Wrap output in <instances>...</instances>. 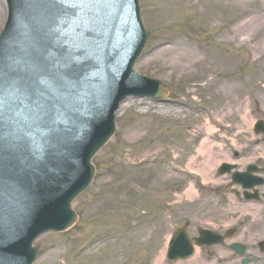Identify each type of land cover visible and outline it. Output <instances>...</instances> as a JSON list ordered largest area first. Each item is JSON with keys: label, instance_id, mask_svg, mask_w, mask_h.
<instances>
[{"label": "rangeland", "instance_id": "rangeland-1", "mask_svg": "<svg viewBox=\"0 0 264 264\" xmlns=\"http://www.w3.org/2000/svg\"><path fill=\"white\" fill-rule=\"evenodd\" d=\"M140 7L149 38L135 69L168 91L121 102L116 132L93 157L94 180L72 203L78 220L64 232L40 235L34 264H176L165 252L181 216L215 229L234 226L236 217L193 187L181 197L180 171H192L213 190L226 151L247 155L242 166H264V139L253 129L264 118V28L250 39L249 29L239 30L248 9L264 14V0H140ZM209 150L217 154L211 161ZM254 207L241 215L238 239L248 256H259L249 264H264V235L253 241L249 232L264 226V204ZM217 248L198 249L195 261L178 264L228 263L230 250L208 256Z\"/></svg>", "mask_w": 264, "mask_h": 264}, {"label": "water", "instance_id": "water-1", "mask_svg": "<svg viewBox=\"0 0 264 264\" xmlns=\"http://www.w3.org/2000/svg\"><path fill=\"white\" fill-rule=\"evenodd\" d=\"M9 1L15 11L24 14L25 22L37 24L38 34L32 40L27 39L26 30L21 32L10 47L12 54L21 51V44L27 40L26 50L31 51L18 61L13 55L3 58L2 48L10 43L0 40V73L5 85L0 90V119L7 116L11 125L2 133L16 136L7 146L0 144V264H32L37 254L33 242L39 235L66 230L77 220L71 202L93 179L91 159L115 131L119 102L132 93L158 96L166 89L159 80L141 77L132 69L147 38L137 0H122L118 19L108 20L101 33L85 32L91 40L84 44L86 51L80 49V35L73 34L70 24L64 25L56 0H39L37 4L43 6L35 21L31 0ZM72 2L67 0L64 6ZM124 18L128 20L125 23ZM124 52L129 53V59ZM70 62H75L76 68L68 73L66 65ZM59 76L64 78L63 85L56 83ZM19 77L44 93L43 118H37L38 110L32 104L14 115L9 113L11 102L22 95ZM258 125L259 130L264 129L263 121ZM230 168L225 164L223 171ZM236 175L245 187L253 185L249 174ZM210 235L206 231L198 245L212 243ZM186 236L183 228L175 230L170 259L192 253ZM233 246L244 253L240 244Z\"/></svg>", "mask_w": 264, "mask_h": 264}, {"label": "snow or ice", "instance_id": "snow-or-ice-1", "mask_svg": "<svg viewBox=\"0 0 264 264\" xmlns=\"http://www.w3.org/2000/svg\"><path fill=\"white\" fill-rule=\"evenodd\" d=\"M62 8L63 23L65 26H72L73 34H79L82 40L80 49L86 48L84 44L91 42L90 37L85 35V32L92 31L101 33L102 28L107 26L108 20L118 19L119 12L122 9V0H73L69 7L64 5L67 0H56ZM100 29L101 31H98ZM67 72L71 73L75 70V62H70L66 65ZM16 77L15 72L12 73ZM23 83L22 95L17 97L9 105V113L14 115L20 108H25L27 104L34 105L37 111V118H43L45 105L42 101L45 99L44 93L34 87L27 79L19 77ZM58 85L65 83L62 76L55 78ZM3 75L0 73V90L3 89Z\"/></svg>", "mask_w": 264, "mask_h": 264}, {"label": "bare ground", "instance_id": "bare-ground-1", "mask_svg": "<svg viewBox=\"0 0 264 264\" xmlns=\"http://www.w3.org/2000/svg\"><path fill=\"white\" fill-rule=\"evenodd\" d=\"M241 1H244V0H241ZM246 1H248L249 3L252 4V3H257L258 0H246ZM248 14H249V18L246 17L247 19H243L241 21V23H239V26L241 25V27H239V30L243 29L245 31V30L249 29L248 39L253 38V37L257 38V35L259 33H261L263 28H264V14H262L259 9H248ZM7 16H8V8H7V6L4 7L0 3V25H4V23H5L6 19H7ZM234 36H236V35H234ZM188 61L192 62V59H188ZM207 154H208V157H209V159H208L209 161H211L213 158H215L217 156V154L214 152V150H209L207 152ZM206 165L207 164H205V166ZM207 171H208V167H207V169L204 170V172L206 174H208ZM185 194H187V196L190 197L189 190L185 191V193L183 195H185ZM53 202H56V201H53ZM246 207H254V205L250 204V205H246V206H237V207L232 208L229 212L232 213V214H238V213L239 214H244L246 211H248V210H245ZM254 208H256V207H254ZM257 213H258V211H255V214H257ZM259 220H263V219L259 218ZM249 232H251L252 239H253V241H255L256 239L260 238L261 235H264V226H261V225L257 224V226H254L252 228V230H250ZM169 239H170V237H169ZM222 258L226 259V257H222ZM195 259H196V256H194V258L189 259V260L190 261H195ZM216 260L218 261V259H216ZM159 261H160V259H159ZM180 262L178 261L176 264H178ZM227 262L228 263H226V264H232L229 261V259L227 260ZM215 264H217V263H215Z\"/></svg>", "mask_w": 264, "mask_h": 264}, {"label": "flooded vegetation", "instance_id": "flooded-vegetation-1", "mask_svg": "<svg viewBox=\"0 0 264 264\" xmlns=\"http://www.w3.org/2000/svg\"><path fill=\"white\" fill-rule=\"evenodd\" d=\"M225 182V181H224ZM227 185H221L219 187H217L216 190V197H217V202H220L222 200V202H225V205L227 206H222L225 210H230V208H234L237 206H243V204L241 203L242 199L239 195V193L232 187L233 184H231L230 179L226 181ZM230 183V185L228 184ZM228 191H230V194L227 193ZM260 192L264 195V190L261 189ZM232 201V203H230ZM232 204H235L234 206H231ZM230 205V206H228ZM241 215L242 214H234V216H236L233 219V233L235 237H239L241 235V231L238 227V224L241 222ZM181 218V225L187 223V227L186 230L188 231L189 235L192 238H195L197 236V226L192 224V222L188 221L187 219L185 220V218L183 216L180 217ZM236 224V225H235ZM217 231L221 232V233H226V228H217ZM226 244L229 246V248H231V245L228 243V241H224L222 242L220 245H218L217 251L216 253H225L227 252V248H226ZM215 254V252H214Z\"/></svg>", "mask_w": 264, "mask_h": 264}]
</instances>
